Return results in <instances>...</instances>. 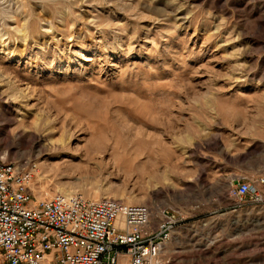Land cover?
Returning a JSON list of instances; mask_svg holds the SVG:
<instances>
[{"label":"rangeland","instance_id":"1","mask_svg":"<svg viewBox=\"0 0 264 264\" xmlns=\"http://www.w3.org/2000/svg\"><path fill=\"white\" fill-rule=\"evenodd\" d=\"M19 160L35 203L178 213L164 264H264V191L231 195L264 178V0H0V164Z\"/></svg>","mask_w":264,"mask_h":264},{"label":"built area","instance_id":"2","mask_svg":"<svg viewBox=\"0 0 264 264\" xmlns=\"http://www.w3.org/2000/svg\"><path fill=\"white\" fill-rule=\"evenodd\" d=\"M32 161L0 164V264H164L178 213L81 194L35 203ZM242 179L234 198L264 191Z\"/></svg>","mask_w":264,"mask_h":264},{"label":"bare ground","instance_id":"3","mask_svg":"<svg viewBox=\"0 0 264 264\" xmlns=\"http://www.w3.org/2000/svg\"><path fill=\"white\" fill-rule=\"evenodd\" d=\"M4 36V35H3ZM1 117L6 120V121H11L13 119V117H5L1 114ZM2 122V121H1ZM4 128L6 130V125H4ZM36 132H40V129L39 128H36ZM17 138H21V135H19ZM32 139V138H31ZM97 139V137L95 138ZM99 139V137H98ZM93 140L91 142H89V146L87 145V150L90 152H93V151H98V149L96 148H101L102 146L104 147L105 144H103V142L105 141H101L100 139L99 140ZM32 143H35L36 146L38 148H41L42 146L46 145L47 146V151H48V154H49V158H54V153H59V151H64L66 149V147L68 146L67 143L68 141L65 139H62V138H59V139H53V138H42V137H39V138H36L34 139V141ZM107 144V142H106ZM122 145V144H121ZM99 146V147H97ZM115 146V145H114ZM124 146V145H123ZM96 149V150H95ZM103 149V148H102ZM108 149V148H107ZM70 150V149H69ZM86 150V149H85ZM65 151H68V150H65ZM76 151V150H75ZM86 151V152H88ZM114 151H117V149H115ZM99 152H102V150L100 149ZM106 152V151H104ZM73 153L75 154V152L73 151ZM77 153V152H76ZM138 153H140L138 151ZM62 196L64 197H69L70 196V193H63ZM95 198V197H94ZM97 198V197H96ZM96 200H99V199H96Z\"/></svg>","mask_w":264,"mask_h":264},{"label":"water","instance_id":"4","mask_svg":"<svg viewBox=\"0 0 264 264\" xmlns=\"http://www.w3.org/2000/svg\"><path fill=\"white\" fill-rule=\"evenodd\" d=\"M239 181H240L239 179H236V180L234 181V185H235V186H238Z\"/></svg>","mask_w":264,"mask_h":264}]
</instances>
